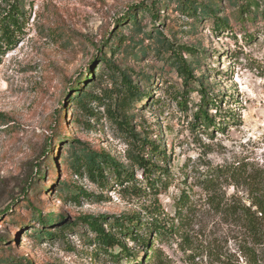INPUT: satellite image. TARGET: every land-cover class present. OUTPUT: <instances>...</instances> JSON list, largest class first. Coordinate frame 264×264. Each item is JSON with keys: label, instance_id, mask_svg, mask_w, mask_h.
<instances>
[{"label": "rangeland", "instance_id": "374dc122", "mask_svg": "<svg viewBox=\"0 0 264 264\" xmlns=\"http://www.w3.org/2000/svg\"><path fill=\"white\" fill-rule=\"evenodd\" d=\"M193 1L217 9L218 19L230 28L217 33L213 18L187 15L170 0H161L156 22L142 12L152 0H0V14L19 7L27 18L17 45L0 55V115L9 121L0 124V223L8 221L0 224V264H28L27 259L32 264H246L237 240L243 230L216 205L247 202L249 175L261 179L264 188V20L259 14L254 21L239 22L236 0ZM257 1L262 13L264 0ZM133 10L141 32L129 24ZM184 47L197 51L189 54ZM175 50L183 52L196 77L186 91ZM103 58L130 73L140 92L147 93L132 100L127 115L141 139L167 149V162L161 165L168 173L158 178L163 181L158 192L128 160L129 143L106 107L95 106L101 116L89 120L70 104L73 87L88 76L92 82L81 89L98 96L120 82L118 75L113 82ZM200 84L220 104L219 109L207 106L215 128L195 117L203 101ZM59 113L66 116V133L74 142L89 143L132 169L142 191L132 193L127 184L113 181L104 188L63 173L73 149L59 134ZM76 118L90 121L94 129L79 127ZM54 161L59 180L71 184L62 191L51 175ZM40 166L44 181L34 177ZM33 182L38 184L31 196L53 184L33 207L58 224L44 228L26 210L23 203ZM81 190L85 194L79 202L71 200V193ZM17 211L27 223L6 220ZM126 215L139 216L146 225L158 221L170 233L158 236L136 228L133 237L140 233L149 239L148 245L141 244L111 227ZM86 216H106L105 231L117 233L129 252L102 248L78 220ZM64 224L69 226L61 229ZM42 229L60 234L51 240L36 237ZM258 251L264 258V246Z\"/></svg>", "mask_w": 264, "mask_h": 264}, {"label": "trees", "instance_id": "16d2710c", "mask_svg": "<svg viewBox=\"0 0 264 264\" xmlns=\"http://www.w3.org/2000/svg\"><path fill=\"white\" fill-rule=\"evenodd\" d=\"M172 3H176L178 8L187 15L197 17L198 14L202 16H210L214 21L215 32L224 31L226 28H230L229 22L224 20H219L217 17V9L210 6H201L193 0H170ZM161 0H152L151 5L145 4L143 6L142 12H149L154 19V21L160 20V9L159 4ZM239 7V17L238 21L244 23L246 20L254 21L257 15H261L264 20V9L261 11V6L257 0H236L235 2ZM264 4V2H263ZM137 10H133L129 16V24H132L136 28L137 32H141L140 21L138 20ZM27 18L24 16V12L19 10V7H12L10 11L0 14V55L5 54L7 50L15 47L18 43V35L23 31L24 23ZM119 42L121 41L118 34L115 37ZM130 38L129 40H131ZM90 45H94L93 41H87ZM184 51L189 54H194L197 49L191 47H184ZM177 60V72L183 84L185 86V91L191 86V82L196 80L191 63L182 57L180 50H175ZM102 62L108 65L109 72L112 74L113 82H116L118 75L120 77V82L116 83L113 91H107L103 96L93 95L86 93L81 89L87 81L90 83V76L83 80H80L73 87L74 94L70 99V104L73 108H76L81 112L84 117L89 120H98L101 114L95 110V106L106 107V112L108 114L109 120L117 127L118 131L123 134L125 140L129 143L130 149L128 151V160L131 162L132 166L138 168V170L143 171V177L146 184L149 185L150 190H157V184L163 181L161 176H165L168 171L166 167H163L161 163L167 162L168 155L167 149L163 148L160 144L150 141L149 139H141L138 134L133 130L131 125V116L127 115V111L131 109V102L134 99L140 100L143 96H147V93L142 94L137 85L134 84L132 76L130 73L121 70L112 61L106 58L102 59ZM91 74V71H90ZM115 84V83H114ZM199 92L203 97L202 103L199 105L198 111L196 112V119H200L201 124L207 128L216 127L214 118L209 115L207 106L212 105L213 107L219 109L220 104L217 99L209 97V93L200 84ZM76 124L80 127H84L87 130H93L94 125H91L90 121H81L80 119H75ZM0 124L6 126L9 124L8 118L5 115H0ZM56 126L60 129L59 134H65L66 137L64 142L65 146H70L73 151L72 153H67L70 156V161L67 166L63 168V173L73 174L79 178H88L91 182L99 184L101 187H107L110 181H113L117 185L124 186L126 190H130L132 193H140L142 187H137L135 185L136 177L135 173L130 168H126L122 163L118 162L115 157L111 156L104 150L93 149L91 144H80L79 142H74L71 137L66 133V116L63 113H59L56 118ZM49 149V148H48ZM44 155L46 158L50 155V151L45 149ZM54 171L51 173L52 176L56 175V182L58 183L56 187L62 191L64 188H69L71 184L62 183L59 180V168L54 161ZM233 176H236V174ZM34 177L39 181H44L45 173L43 172L41 166L38 172L34 174ZM247 178V177H245ZM247 181L249 182V197L247 202L242 201H232L225 207H222L220 203L216 205L218 210H223L229 222L240 227L243 231L241 239L238 240V251L245 261L246 264H264V258L258 251L259 248L264 246V188L261 186V179H253L248 176ZM38 183L33 182L29 185V190L27 192V198L24 201L26 205V210L29 213H33L34 220H39V224L44 228L47 225H52L59 222L55 217H46L39 213V210L34 208L33 205L37 202L35 199L41 195L43 192L51 190L52 186L44 187L37 191L36 194L31 196V191H34ZM131 184V187H129ZM83 191H75L71 193V197L74 202H79V198L83 195ZM185 201V197L182 200ZM218 202V201H216ZM21 208V207H20ZM19 208V210H20ZM24 208V207H23ZM31 216V215H30ZM181 216V214H179ZM13 219L16 224L27 223V220L23 217H19L18 211L12 212L7 216V219ZM83 224H86L91 232L95 234V239L97 243L102 246L105 250H109L119 246L122 248V252H129L126 246L121 242L117 233L114 231L106 232L104 229L105 225H108L106 216H86L78 218ZM13 222H10L13 224ZM4 223H8L4 222ZM4 223H0L1 225ZM145 224V225H144ZM69 225L64 224L61 229H65ZM113 229H116L124 237H132L134 241L148 245L149 239H144V235L136 233L134 235V229H148L150 232H155L158 236H165L170 231L158 221L147 224L139 216H123L116 218L115 222L111 225ZM171 230V229H170ZM174 230V229H173ZM59 233L46 232L43 229L39 231L36 235L38 238L47 236L50 240L56 238ZM2 242L0 241V247H2ZM4 246V245H3ZM4 248V247H3ZM7 250V249H6ZM9 250V249H8ZM11 253L12 251L9 250ZM4 252V251H3ZM132 256V255H131ZM12 254L8 255V259H11ZM23 258V257H22ZM19 261V259H18ZM28 264H32L30 259H27Z\"/></svg>", "mask_w": 264, "mask_h": 264}]
</instances>
